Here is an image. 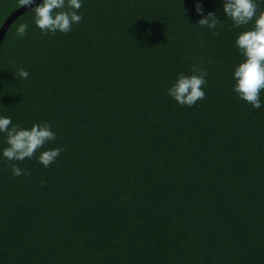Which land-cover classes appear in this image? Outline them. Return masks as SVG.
Returning a JSON list of instances; mask_svg holds the SVG:
<instances>
[{
	"label": "trees",
	"instance_id": "obj_1",
	"mask_svg": "<svg viewBox=\"0 0 264 264\" xmlns=\"http://www.w3.org/2000/svg\"><path fill=\"white\" fill-rule=\"evenodd\" d=\"M223 2L82 0L80 24L54 36L31 8L13 18L0 115L47 122L41 151H63L48 168L39 153L7 162L0 133V264H264V91L257 109L232 90L252 25L232 27ZM20 6L0 0V26ZM208 12L214 30L197 25ZM197 62L206 96L182 107L166 89Z\"/></svg>",
	"mask_w": 264,
	"mask_h": 264
},
{
	"label": "clouds",
	"instance_id": "obj_2",
	"mask_svg": "<svg viewBox=\"0 0 264 264\" xmlns=\"http://www.w3.org/2000/svg\"><path fill=\"white\" fill-rule=\"evenodd\" d=\"M24 7H30L33 12V22L45 36L56 35L57 32L69 33L73 25H79L82 16L79 10L82 0H18ZM264 0H224L223 12L232 21V27L239 28L251 24L252 27L241 31L235 37V47L242 59L233 69L234 84L232 90L237 96L253 108H261L260 94L264 91V8L260 4ZM197 7V12H200ZM213 12L202 15L197 21L201 28L216 29L221 25ZM28 23L16 26L17 37H25ZM219 35V33H214ZM204 47L203 43L200 44ZM207 69L202 62L193 63L190 74L180 73L175 81L166 89L169 97L180 106H194L205 98L203 87L207 84L205 77ZM16 78L27 79L29 73L24 68L17 69ZM0 133L5 134L2 156L7 162H23L36 156L37 161L45 168L54 164L63 151L62 147L49 148L41 151L51 141L56 140V133L47 122L33 123L30 128L13 125L9 116L0 115ZM14 177L27 176L30 173L15 163L9 164ZM41 186L46 181H40Z\"/></svg>",
	"mask_w": 264,
	"mask_h": 264
},
{
	"label": "water",
	"instance_id": "obj_3",
	"mask_svg": "<svg viewBox=\"0 0 264 264\" xmlns=\"http://www.w3.org/2000/svg\"><path fill=\"white\" fill-rule=\"evenodd\" d=\"M39 1L40 0H34V3L37 4ZM28 8H30V7L20 6L19 8H17L16 10H14L11 14H9V16H7V18L5 19V21L0 26V41L2 39V36H3L6 28L8 27L9 23L13 20V18L16 17L17 15L23 13Z\"/></svg>",
	"mask_w": 264,
	"mask_h": 264
}]
</instances>
